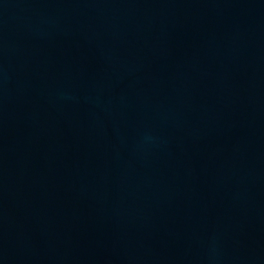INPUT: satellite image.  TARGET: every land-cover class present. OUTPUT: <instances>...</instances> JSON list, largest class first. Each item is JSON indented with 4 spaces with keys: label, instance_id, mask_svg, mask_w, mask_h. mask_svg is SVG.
<instances>
[{
    "label": "water",
    "instance_id": "water-1",
    "mask_svg": "<svg viewBox=\"0 0 264 264\" xmlns=\"http://www.w3.org/2000/svg\"><path fill=\"white\" fill-rule=\"evenodd\" d=\"M0 264H264V0H0Z\"/></svg>",
    "mask_w": 264,
    "mask_h": 264
}]
</instances>
